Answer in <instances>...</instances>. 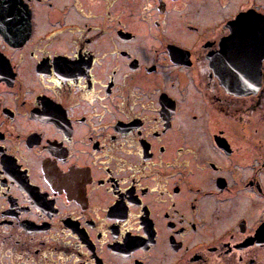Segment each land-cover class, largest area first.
Segmentation results:
<instances>
[{
  "label": "flooded vegetation",
  "instance_id": "1",
  "mask_svg": "<svg viewBox=\"0 0 264 264\" xmlns=\"http://www.w3.org/2000/svg\"><path fill=\"white\" fill-rule=\"evenodd\" d=\"M263 29V0H0V264H264Z\"/></svg>",
  "mask_w": 264,
  "mask_h": 264
},
{
  "label": "rangeland",
  "instance_id": "2",
  "mask_svg": "<svg viewBox=\"0 0 264 264\" xmlns=\"http://www.w3.org/2000/svg\"><path fill=\"white\" fill-rule=\"evenodd\" d=\"M239 0H233V6H235V5H237V2H238ZM263 2H264V0H263ZM213 5V8H215L216 9V11H217V13L214 15V17L211 15V12H208V13H206V14H209L210 15V17H213V19L214 20H218L219 18H220V15H221V13H222V11L220 12V10H217L218 8H217V6L214 4V3H212ZM200 19H201V21L203 22V23H205V15H202V18H201V16H200ZM208 23H209V21H207ZM137 23H139V22H137ZM140 25H142V27H144V25L143 24H141V23H139ZM179 23H178V21L175 19V27H174V30H172V31H174V32H178V31H175V29L176 28H178L179 29ZM142 34H144L145 35V37H146V35H147V31H146V28L144 27V31H143V33ZM178 34V33H177ZM179 35V34H178ZM182 38V37H181ZM192 39H193V37H192ZM192 39H184V38H182L181 40L184 42V43H190L191 41H192ZM138 42V41H137ZM137 42H133V44L135 45V46H138V44H137ZM141 42H142V45H147V44H149L150 42H151V40H149V39H142L141 40ZM147 43V44H146ZM150 54H149V52H147V51H145V57H150L149 56ZM152 55V54H151ZM149 60V59H148ZM172 68H168V70H171ZM193 69V70H192ZM192 69H185L184 70V72H183V75H184V78L186 77V78H188V80L187 81H184V82H186L185 83V87H187L188 89H190L189 90V92L190 93H192L190 96H189V98H190V100H189V102H187L186 104H188L187 106H186V108L184 109V113H185V118H186V120H188L190 117V115L191 114H194V112L192 113V111H198V112H200V101H199V99H198V97H197V95H196V90L195 89H193V87H196V85H194V79H192L191 77V74H192V72L195 70V67H193ZM187 72H190L189 74L187 73ZM195 73V72H194ZM171 80V79H170ZM210 81V79H208V77H206L205 76V78L203 77V78H197V81H195V83L196 84H198L199 86H201L200 88L201 89H203L204 90V88H205V86L206 87H208V82ZM192 82H193V85H192ZM176 85H178V83H175V86ZM209 92L210 93H218V91H216V90H209ZM188 98V99H189ZM208 102L210 103V104H212L213 106H215L216 108H217V112H216V115L215 116H217V123H218V121H219V119H220V117H222V115L224 114V110L222 111V109L220 108V106L219 105H215L214 103H218V101H216V100H214V98L212 99V96L211 97H209V100H208ZM214 102V103H213ZM237 104H238V102H237ZM241 105V103L238 105V106H240ZM249 113H250V117H252L253 118V116H255L256 117V115L255 114H252V113H258V111L256 110V111H253L252 112V110L251 111H249ZM239 114V113H238ZM252 114V115H251ZM215 116H213V119H215ZM249 117V118H250ZM238 118V116H237V114H235V113H233V120H235V119H237ZM228 119V120H227ZM227 121H228V123L230 122L231 123V121H230V119L227 117ZM224 121V120H223ZM235 122V121H234ZM187 125H186V129L188 130V133H189V143L190 144H192V145H196V144H203L204 142V140H205V136L208 134V132H207V130H205V129H203L202 130V128L201 127H199V124L198 123H190L189 121H187ZM249 124H252V125H250V126H248L247 127V129H248V131H247V136H249L251 133H250V131H252V130H250V129H254L255 127H256V125L254 124V123H249ZM197 128V129H196ZM212 129H213V131H216L215 129H217V126H216V123L214 122V123H212ZM197 131V132H196ZM233 135V137H234V139H237V141H238V137H240V133L238 132V130H237V132L236 133H233L232 134ZM241 137L243 138V135H241ZM203 146V145H202Z\"/></svg>",
  "mask_w": 264,
  "mask_h": 264
},
{
  "label": "water",
  "instance_id": "3",
  "mask_svg": "<svg viewBox=\"0 0 264 264\" xmlns=\"http://www.w3.org/2000/svg\"><path fill=\"white\" fill-rule=\"evenodd\" d=\"M240 17H241V16H240ZM239 20H240V21L235 22L236 25H234V27L236 26V29H239V28L243 29V28H242V23H243V21H242L241 18H239ZM234 27H233V28H234ZM263 30H264V29H263ZM256 33H257V32H256ZM234 37H235V36H234ZM244 38H245V36L242 35V34H240L237 38H234V39H240V40H243ZM248 38H252V34H250V35L248 36ZM254 38H256V34H255ZM259 39H262V36H261V35H259ZM228 44H230V43H228ZM228 44L225 43V39H223V41H222V46H221V47H223V49H225V48L228 46ZM237 45H238L239 48L242 46V45H240V44H238V43H237ZM225 46H226V47H225ZM258 48H259V50H257V51L255 52V54H256V57H255L256 61H258V59H260V58L264 55V39L262 40L261 43H260V41H259ZM225 50H226V49H225ZM219 79H221V83H222L223 85H225L226 79H225V78H221V77H220Z\"/></svg>",
  "mask_w": 264,
  "mask_h": 264
}]
</instances>
